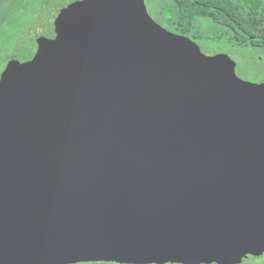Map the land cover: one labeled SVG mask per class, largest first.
I'll return each instance as SVG.
<instances>
[{
	"label": "water",
	"instance_id": "1",
	"mask_svg": "<svg viewBox=\"0 0 264 264\" xmlns=\"http://www.w3.org/2000/svg\"><path fill=\"white\" fill-rule=\"evenodd\" d=\"M264 251V59L203 53L146 0H84L0 82V264H235Z\"/></svg>",
	"mask_w": 264,
	"mask_h": 264
},
{
	"label": "trees",
	"instance_id": "2",
	"mask_svg": "<svg viewBox=\"0 0 264 264\" xmlns=\"http://www.w3.org/2000/svg\"><path fill=\"white\" fill-rule=\"evenodd\" d=\"M82 1L0 0V82L12 60L34 37L51 35L61 16L69 10L81 9ZM174 7L175 17L170 23L176 34L195 41L204 38L202 32L208 29L216 43L225 42L233 48L251 50L264 56V0H174ZM54 19L55 24L52 22ZM191 34L196 37L192 38ZM73 264L220 263H184L173 259L160 263L100 260ZM235 264H264V251L246 254Z\"/></svg>",
	"mask_w": 264,
	"mask_h": 264
},
{
	"label": "rangeland",
	"instance_id": "3",
	"mask_svg": "<svg viewBox=\"0 0 264 264\" xmlns=\"http://www.w3.org/2000/svg\"><path fill=\"white\" fill-rule=\"evenodd\" d=\"M83 2L84 1H82V4ZM146 3L148 11L153 19L168 31L176 34L175 28L170 23L172 18L175 17L174 0H146ZM52 22L55 24V19ZM202 33L204 38L196 39L195 42L201 47L205 54L212 52L225 54L237 63H245L257 58L264 59V56L251 50L233 48L225 42L216 43L214 41L215 37L212 35L213 33L208 29H204ZM191 37L194 38L196 36L195 34H191Z\"/></svg>",
	"mask_w": 264,
	"mask_h": 264
}]
</instances>
